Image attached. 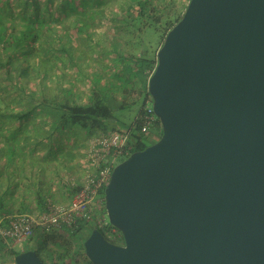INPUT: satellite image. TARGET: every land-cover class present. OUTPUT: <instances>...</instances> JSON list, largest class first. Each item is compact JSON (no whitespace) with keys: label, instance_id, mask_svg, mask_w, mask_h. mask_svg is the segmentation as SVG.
<instances>
[{"label":"water","instance_id":"1","mask_svg":"<svg viewBox=\"0 0 264 264\" xmlns=\"http://www.w3.org/2000/svg\"><path fill=\"white\" fill-rule=\"evenodd\" d=\"M158 138L104 188L92 264H264V0H188L147 79ZM3 264H47L34 248Z\"/></svg>","mask_w":264,"mask_h":264},{"label":"trees","instance_id":"2","mask_svg":"<svg viewBox=\"0 0 264 264\" xmlns=\"http://www.w3.org/2000/svg\"><path fill=\"white\" fill-rule=\"evenodd\" d=\"M125 1L128 3L123 2L124 12L122 13L130 16V25L138 31L152 25L156 28L161 27L162 35H164L180 18V16L176 17L177 14L172 6L169 7L170 12H167L164 17V7L170 0ZM12 2L13 0H0V91L3 89L27 91L21 81L22 65L29 62L31 58L36 59L34 62L41 61L43 55L48 52L53 53L54 50L63 51L67 62L76 66L77 71H81L78 63L80 56L84 55L83 51L78 49L79 57L76 58L72 52L73 48L75 45H91L88 40L92 35L89 28L94 25V18L102 17L107 13L106 0H18V3L23 6L21 15L18 13L20 16L18 19L17 13L13 10L14 3L17 2ZM80 37L82 42H78ZM149 47V45L139 47L135 44L134 49L129 50L121 44L113 46L111 49L114 55L113 63L121 65L114 74L115 78L110 80L109 88L98 87L96 78L86 74L91 78V85L88 86V94L84 99L77 96L73 89L75 82L67 74L61 83L62 88L57 92L51 93L39 86V89L36 87L29 89L27 109L21 108L22 110L14 111L12 106H0V156L5 157L4 175L9 178L5 184L6 188L0 191V217L13 212H28L25 206L14 211L10 201H4L12 185L18 183V180L11 181V175L16 171L9 167L12 164L19 166L18 160L26 146L33 153L37 145L44 142L46 152L48 151L51 155L53 143L64 133H78L84 130L90 132L92 136V134L106 133L120 127L130 128L129 141L133 151L142 149L155 141L153 138L161 133L158 118L154 126H151L147 132H142L140 115L143 105L139 106L131 121H126L128 115L125 116L126 113H123L135 104L139 97L143 96L145 100L150 97L147 79L156 64L157 48ZM49 59L47 57L45 61ZM81 61L87 66L98 64L96 57L87 56ZM99 71L94 73H101ZM8 117H14L21 123L9 126ZM24 118L35 119L38 123L37 128L30 125L34 123L32 121L29 122L30 126H23ZM27 183L36 199L37 211L46 210L47 196L43 188L39 187L34 179H28ZM86 225V222L79 220L74 225L63 224L60 228L36 231L32 240L35 236L44 235L51 255L49 263L48 259L45 260L47 264H80L73 250L79 256L83 255V239L80 237V231ZM99 229L107 237L104 231ZM75 238L82 239L77 250L73 245ZM108 239L114 241L111 238ZM4 249L0 238V251ZM19 251L21 250L17 252ZM66 256L71 259V262L65 261Z\"/></svg>","mask_w":264,"mask_h":264},{"label":"rangeland","instance_id":"3","mask_svg":"<svg viewBox=\"0 0 264 264\" xmlns=\"http://www.w3.org/2000/svg\"><path fill=\"white\" fill-rule=\"evenodd\" d=\"M13 2H17L14 3L15 5L13 10L17 13L18 19L20 18L19 14L21 15L23 6L18 3V0H13ZM123 2L128 3L125 0H106L107 13L103 14L102 17H98L96 15L97 17L93 19L94 25L90 26L89 28L92 34V38L90 37V39L88 38V40H90L91 45L84 46L81 44L79 46L75 45V47L73 48L72 52L76 58L79 57L78 51H83L84 55L80 56V60L78 63L80 65L81 71H77L76 66L67 62L66 54L61 50H54L53 53L48 52L47 54L42 56L41 61L39 60L34 62V60H36L34 58H31L27 63H25L24 61L25 64L22 65L23 75L21 76V81L23 82L27 91L3 89L2 91H0V106H12V110L14 111L27 109V105H29L28 99L30 97V95L28 94L29 89L34 87H36V89H39V87H43V89L47 90L48 92H57L60 88H62L63 85L61 83L65 80V76H67V74L75 82V84L73 85V89L77 93V96L81 99H84L88 94L87 88L91 85V78L86 74H89L90 76L96 78L95 81L98 87L109 88L111 85L110 80H113L115 78L114 74L121 65L119 63H113L114 60H112V58L114 55L111 50L113 49V46H119L121 44L122 46H124V48L133 50L135 44H137V46L139 45V47H141L142 45H149V48L158 49V46L160 45L165 35H162V28H156L152 25L145 26L140 31H138L137 28H132L129 23L130 16H128V14L124 15L122 13L124 12V10L122 9ZM187 3L188 0L168 1V3L164 7V17L167 12H170V6H172L173 10L176 12V17L181 16ZM99 7L101 8L102 6ZM125 16H127V19L124 20ZM81 37H83V35H81ZM81 37L79 38L78 42H82ZM87 56L96 57L98 60V64L87 66L83 61H81ZM47 57H49L50 59L46 62L45 60ZM96 71H99L101 73H94ZM145 101L146 100L143 96L139 97L136 100L135 104L131 105L128 110L125 109L127 111H123V113H126L125 116L128 115L126 121H131L133 119V117L137 113V110L139 109V106L143 105ZM7 121L9 126L21 123L14 117H8ZM31 121L34 123L30 125L34 128H37V121L31 118H24L23 126L29 125V122ZM89 133L90 132H86L84 130H80L78 133H64L60 136L59 140L53 143V152L51 153V155L48 151L46 152L44 142L39 143L33 153L29 151L27 149L28 146H26L25 151L21 153V158L18 160L19 166L16 167V165L14 166L12 164L11 167H9L15 169L16 171L15 173H13V175H11V181L19 180V182H21V185L26 187V182L30 178L31 180L34 179L37 185H41L45 188L53 186L54 189V186H56L57 184L55 183L52 185L50 183L51 178L48 171V165L50 164V161H53L55 164V157H58L55 154L62 153L65 155L67 154V159L71 158L69 157L70 155H68L71 154L74 160L76 158H81V161L84 162L87 152V144L90 138ZM157 136H155L153 139L156 140ZM125 157V155L118 156L116 158V163H118ZM38 158H42V160L40 159V161L43 162V164L41 163V165L43 166V171H41L40 174H38V172H35L36 175H34L32 174V172L30 173V171H32V166L37 163ZM3 162H5L4 155L0 156V191L6 188L4 183L9 180V178L4 175ZM67 162L69 161L67 160ZM57 163L60 166L66 165L64 156L61 155L58 158ZM19 187L20 186L18 184L12 185L8 192L9 194L4 199V201L6 202L10 201L15 211L18 209V207L14 204H18L19 200L21 199V197H18L17 195ZM25 193L26 191L24 192V195L26 196L27 193ZM52 198L56 199L55 197ZM26 199L31 200L32 198L26 197ZM93 227L94 225L90 223L84 226L80 231V237L82 239L85 238ZM81 238L74 239L73 245L75 246V250L79 248V244L82 240ZM25 245L33 246L34 249L38 252L39 256L43 260L48 259L47 262L49 263L51 258L48 249L49 245H47L43 234H40L37 237L35 236L33 240L31 239L26 244H21L20 246L21 248H23V246ZM73 252L75 251L73 250ZM9 257L10 256L5 249L3 251H0V258ZM65 261L69 263L71 262V259L66 256Z\"/></svg>","mask_w":264,"mask_h":264},{"label":"built area","instance_id":"4","mask_svg":"<svg viewBox=\"0 0 264 264\" xmlns=\"http://www.w3.org/2000/svg\"><path fill=\"white\" fill-rule=\"evenodd\" d=\"M157 118L152 109L151 97H148L142 106L140 130L147 132ZM129 139V127L92 134L88 140L82 171L64 177L69 187L68 201L58 202L48 198L47 209L44 211L13 212L0 217V238L10 256L0 258V264L12 262L20 245L29 242L36 231L60 228L63 224L74 225L79 220L101 228L108 238L114 240L112 242L123 243L121 232L107 220L104 188L116 158L127 156L133 151ZM74 256L80 264H92L84 253L79 256L74 252Z\"/></svg>","mask_w":264,"mask_h":264},{"label":"crops","instance_id":"5","mask_svg":"<svg viewBox=\"0 0 264 264\" xmlns=\"http://www.w3.org/2000/svg\"><path fill=\"white\" fill-rule=\"evenodd\" d=\"M55 155L58 156L57 158L55 157V162L56 163L54 164L53 161H50V164L49 165L47 164V165H48L49 175H50V178H51L50 183L52 185L56 183L57 185L54 186V189H53V186H50L49 188L48 187L45 188V187L39 185V187L41 186L43 188V192L47 196L46 197L47 201H48V198L53 199L52 197H55L56 199H54V200H57L58 202H66L69 199V197L67 195V192H69V187H68L67 183L65 182L64 177H66V176H68L69 174H72V173L73 174L80 173L82 171V169H83V162L81 161V158H76L74 160L72 158L73 156L71 154L69 156L71 158H68V159H67L66 155L64 156V154H62V153L61 154L58 153V154H55ZM61 155L64 156V158L66 160V165H64V166H60L57 163V160H58V158ZM40 159L42 160V158H40ZM40 159L39 158L37 159V163H35L32 166V168H31L32 171H30V173L32 172V174L36 175L35 172H38V174H40L41 171H43V169H42L43 166L41 165V163L43 164V162L40 161ZM67 160L69 162H67ZM27 172H29V171H27ZM6 183H4V185ZM17 184L20 186L18 188L17 195H18V197H21V199L19 200V203H18L19 205L18 204H14V205L17 206L18 209L22 208V206H25V207H27L26 211H28V212H30V211L35 212L36 211L37 212L36 199H35L34 195H32V191L30 190L29 183L26 182L27 186L25 187V186H22L21 182H19V180H18ZM25 191L27 193L26 196L24 195ZM26 197H30L32 199L31 200L30 199L27 200ZM23 201H24V204L22 205ZM6 215H8V214H4L3 216H6ZM27 247L28 246L25 245V246H23V248L20 247V249H18V250H23L24 248H27Z\"/></svg>","mask_w":264,"mask_h":264}]
</instances>
